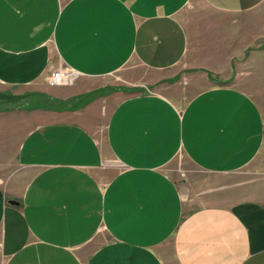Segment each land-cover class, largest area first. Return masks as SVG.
I'll use <instances>...</instances> for the list:
<instances>
[{
    "label": "crops",
    "instance_id": "0c3cea01",
    "mask_svg": "<svg viewBox=\"0 0 264 264\" xmlns=\"http://www.w3.org/2000/svg\"><path fill=\"white\" fill-rule=\"evenodd\" d=\"M263 91L264 0H0V264H264Z\"/></svg>",
    "mask_w": 264,
    "mask_h": 264
},
{
    "label": "rangeland",
    "instance_id": "374dc122",
    "mask_svg": "<svg viewBox=\"0 0 264 264\" xmlns=\"http://www.w3.org/2000/svg\"><path fill=\"white\" fill-rule=\"evenodd\" d=\"M196 3V8L197 9H201V10H207L208 8L201 2V1H195ZM190 9V8H189ZM184 18L185 21H189L190 20V14H188V12H184ZM145 72V70H143L140 66L138 65H134V64H128L126 65L122 70L114 73L113 75H110V77L108 78V80L111 82V84L113 83V85H117V84H127L128 90L130 92H135V91H147V90H158L159 86L158 85H154L153 83H148L146 81H144V75L143 73ZM264 93V91L262 92ZM257 100L264 105V96L263 97H259L257 98ZM111 104V102H108V105L106 106V112L107 109L109 108V105ZM31 120L30 115H25V131L26 132V122ZM264 164V159L262 160V165ZM170 170L173 173V175L175 176L176 180L179 181L181 183V185H183V187H185V194L191 198L189 199L190 201L192 200V202H199L202 201V199H198V201L196 200V196H192L194 190H192V188L188 189L189 187V178H188V174L189 172L196 175L199 181L202 182H213V181H219L222 180L221 177L218 176H214V175H209L203 172H200L198 170H194L192 169L193 167L190 165V163L186 160L185 157H181L180 159L174 160L173 162H171L169 164ZM187 169H189L190 171H187ZM186 175V176H185ZM199 188V187H198ZM206 195V194H205ZM207 199V196H205Z\"/></svg>",
    "mask_w": 264,
    "mask_h": 264
},
{
    "label": "built area",
    "instance_id": "2783aa9c",
    "mask_svg": "<svg viewBox=\"0 0 264 264\" xmlns=\"http://www.w3.org/2000/svg\"><path fill=\"white\" fill-rule=\"evenodd\" d=\"M77 72L65 67L53 69L48 77V83L52 86L71 84L75 80Z\"/></svg>",
    "mask_w": 264,
    "mask_h": 264
}]
</instances>
